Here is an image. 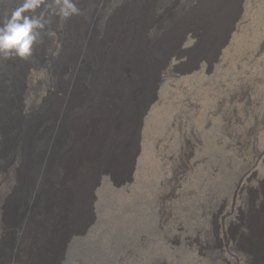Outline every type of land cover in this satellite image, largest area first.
I'll return each mask as SVG.
<instances>
[{"label": "rangeland", "instance_id": "rangeland-1", "mask_svg": "<svg viewBox=\"0 0 264 264\" xmlns=\"http://www.w3.org/2000/svg\"><path fill=\"white\" fill-rule=\"evenodd\" d=\"M145 10L143 37L152 48L161 43L149 61L156 100L131 168L108 161L110 173L96 179L94 224L76 237L87 256L71 264H106L107 256L114 264H209L183 244L225 237L238 248L251 244L245 227L258 218L253 204L264 194V0H147ZM84 44L80 69L96 54ZM111 47L100 56L104 64L121 62L129 46ZM44 83L35 115L51 100L49 89L40 99ZM11 246H0V264L23 261Z\"/></svg>", "mask_w": 264, "mask_h": 264}, {"label": "bare ground", "instance_id": "bare-ground-1", "mask_svg": "<svg viewBox=\"0 0 264 264\" xmlns=\"http://www.w3.org/2000/svg\"><path fill=\"white\" fill-rule=\"evenodd\" d=\"M74 2L79 12L65 19L55 0H41L26 13L45 25L33 55L28 60L0 57V246L11 243L9 249L21 252L23 260L10 264H71L87 256L76 237L94 224L96 179L110 173L108 161L131 168L143 118L156 100L159 81L149 72V61L161 43L152 48L143 37L147 0ZM22 3L0 0V26ZM176 21L170 24L173 30ZM73 43L79 45L75 50ZM84 43L96 54L80 69ZM110 44L115 52L129 46L118 64L100 59L112 50ZM43 77L49 83L40 99L49 89L51 100L41 108L43 114L35 115L34 94ZM253 205L259 216L245 227L250 246L238 248L226 237L183 246L209 264H264V194ZM79 206H84L82 217ZM233 210L225 212L223 225ZM105 259L114 264L113 256Z\"/></svg>", "mask_w": 264, "mask_h": 264}, {"label": "clouds", "instance_id": "clouds-1", "mask_svg": "<svg viewBox=\"0 0 264 264\" xmlns=\"http://www.w3.org/2000/svg\"><path fill=\"white\" fill-rule=\"evenodd\" d=\"M40 2L23 0L21 6L0 26V57L28 60L33 55L36 45L41 42L38 37L45 25L42 19L26 13L40 7ZM55 3L62 18L79 12L74 0H55Z\"/></svg>", "mask_w": 264, "mask_h": 264}]
</instances>
